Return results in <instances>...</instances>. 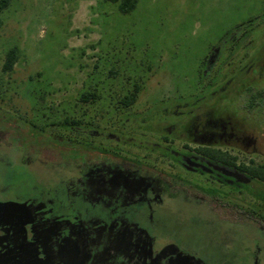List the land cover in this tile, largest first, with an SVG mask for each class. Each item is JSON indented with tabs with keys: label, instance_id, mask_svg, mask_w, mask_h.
<instances>
[{
	"label": "flooded vegetation",
	"instance_id": "obj_1",
	"mask_svg": "<svg viewBox=\"0 0 264 264\" xmlns=\"http://www.w3.org/2000/svg\"><path fill=\"white\" fill-rule=\"evenodd\" d=\"M242 40L142 105V82L27 105L0 78V264H264V44Z\"/></svg>",
	"mask_w": 264,
	"mask_h": 264
},
{
	"label": "rangeland",
	"instance_id": "obj_2",
	"mask_svg": "<svg viewBox=\"0 0 264 264\" xmlns=\"http://www.w3.org/2000/svg\"><path fill=\"white\" fill-rule=\"evenodd\" d=\"M1 18L0 78L27 105L49 95L73 100L98 80L143 82L140 105L168 100L205 76L206 56L230 36L243 39L239 50L250 57L264 44V0H138L125 14L106 0H11ZM12 46L19 59L4 75Z\"/></svg>",
	"mask_w": 264,
	"mask_h": 264
},
{
	"label": "trees",
	"instance_id": "obj_3",
	"mask_svg": "<svg viewBox=\"0 0 264 264\" xmlns=\"http://www.w3.org/2000/svg\"><path fill=\"white\" fill-rule=\"evenodd\" d=\"M11 0H0V26L2 24V18H1V13L8 7L9 3ZM110 1L112 3H115L117 5V9L119 10L120 13H128L131 10H133L136 7L137 1L138 0H106ZM19 49L17 46H12L8 48L4 54V59L2 62L1 70L3 73H12L13 67L17 60L19 59ZM113 74V72H110ZM143 82L139 83L136 86L135 92H128L126 95L129 103H134L137 99L138 92L143 88ZM137 91V92H136ZM96 95V92L93 91H84L82 93V97L84 99H89V97H92ZM128 103V104H129Z\"/></svg>",
	"mask_w": 264,
	"mask_h": 264
}]
</instances>
